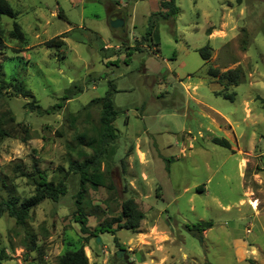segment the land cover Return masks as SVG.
<instances>
[{"label":"rangeland","instance_id":"rangeland-1","mask_svg":"<svg viewBox=\"0 0 264 264\" xmlns=\"http://www.w3.org/2000/svg\"><path fill=\"white\" fill-rule=\"evenodd\" d=\"M9 1L17 16L2 17L0 69L35 100L10 86L0 95V113L15 115L10 136L0 138V201L35 194L38 171L67 193L44 199L25 224L8 212L0 217L3 264H58L61 253L84 241L74 217L80 173L70 167L94 155L88 141L99 140L107 94L117 137L101 141V181L90 180L82 199L87 225L112 222L127 199H138L145 216L137 229L112 223L115 232L98 233L92 246L108 252L101 264H127L119 247L135 264H233L232 239L248 222L264 225V0H176L177 16L156 18L152 39L145 35L160 0ZM116 14L124 15L123 26L111 25ZM14 22L23 40L14 38ZM60 34L63 45L47 44ZM206 45L208 61L198 50ZM209 68L239 69L241 81L224 85ZM245 100L258 113L256 125L243 120ZM218 110L233 112L239 125L231 130ZM253 131L262 139L255 147ZM250 198L259 201L257 210ZM199 221L214 224L206 237L190 229Z\"/></svg>","mask_w":264,"mask_h":264},{"label":"trees","instance_id":"trees-1","mask_svg":"<svg viewBox=\"0 0 264 264\" xmlns=\"http://www.w3.org/2000/svg\"><path fill=\"white\" fill-rule=\"evenodd\" d=\"M179 8L176 5V0H160L159 8L157 11L153 12L148 21V28L146 31V37L152 39V33L155 25L156 18H164L168 19L170 17L175 18L178 14ZM8 16L10 18H16L17 13L13 9L9 0H0V49L4 47V38H3V28L1 25L2 17ZM12 34L14 38L24 39V34L21 31L20 25L14 22ZM65 35L60 34L48 41L49 46H61L64 44L63 38ZM199 52L201 53L203 59L208 61L212 57V48L208 45L199 48ZM208 73L210 76L218 78V80H226L224 85H234L239 84L241 81V71L239 69H230L228 71H221L215 68H209ZM12 88V90L23 97H30L32 100H35V96L25 88L21 81H18L14 78L12 81H8V79L4 76L0 69V95L4 93L6 88ZM217 95H221L226 99L234 100V93L227 92H216ZM102 100V111H101V131L99 140L95 137L89 139V144L94 146V155L92 157L86 158L82 162L72 163L71 170L78 171L80 173V188L77 192L76 203L77 209L74 212L75 221L81 224V232L84 234L85 239L79 246L74 249H69L65 253L61 254L59 257L58 264H89L88 256L85 252V246L91 238L99 237V232H115V229L112 227V223H117L119 228L126 229H137L140 225V221L144 218V213L138 208V205L134 201V199H127L122 203V212L119 217L112 220V222H106L98 225L94 229L90 228L87 225L86 215L82 206V199L84 193L87 190V183L92 181L94 186L100 184L101 175L99 173V169L101 166V146L102 140H106L109 138L117 137L115 127L113 123L116 119L117 112L114 109L113 102L109 96V94L105 95L101 98ZM32 110H38L39 112H43L44 110L40 108L38 103H33L29 101L26 103ZM45 112H50V109H46ZM15 121V115L11 110H5L0 113V138L3 139L5 137L10 136L7 125ZM213 142H216L221 145L230 146V143L225 138L214 137ZM95 143V144H94ZM90 170H93L91 173ZM37 185L39 186L38 191L30 197H25L21 201L17 198H7L2 199L0 201V217L8 212L12 217L16 219L18 224H25L30 217L31 210L39 205L44 199L51 198L54 201H57L61 195H65L67 193V187L64 183L60 182L55 184L53 181H49L43 176L41 171H38ZM29 176V175H28ZM96 178L93 179L92 178ZM213 222L211 221H199L197 224H194L190 229L195 232H202L203 230L212 227ZM117 241V238H115ZM118 243V241H117ZM121 249V247H119ZM0 264L2 262V255L0 254ZM206 264H215L213 262H207Z\"/></svg>","mask_w":264,"mask_h":264},{"label":"crops","instance_id":"crops-1","mask_svg":"<svg viewBox=\"0 0 264 264\" xmlns=\"http://www.w3.org/2000/svg\"><path fill=\"white\" fill-rule=\"evenodd\" d=\"M120 16L124 17L123 14H120ZM210 35L215 36L216 31L211 32ZM194 99H196V98H194ZM198 101L199 100H197V102ZM250 104H251V100H245L244 101L245 116L243 117V120L246 121V119H249L252 124L256 125L259 122V120H258L259 116H258V113L256 112V110L254 108H253L254 110L252 109V106H250ZM216 113L218 114V116H220L223 119V121L225 122L227 127H229L231 130H234L239 125V120L237 117L234 116L233 112L224 113V112H221L220 110H218V111H216ZM213 138L214 137H211V140ZM261 141H262V139L258 138L257 133L255 131H253V133L251 134V138H250V146L255 147L256 143L257 142L261 143ZM190 144L192 145L193 143H190ZM140 147L141 146H139V144H137L136 148H137V151L139 153L140 160L145 161L146 160L145 159V153H143L140 150ZM182 149L183 148H181L180 150H182ZM239 151H242V150L240 149ZM235 154H237V153H235ZM245 163H246V161L244 160V158H242L241 162H240V167L242 168L245 165ZM143 175H144V178H147L145 173H143ZM194 186L198 190H201V191L206 190V184L205 183H196V184H194ZM186 190L189 191V188L186 187L184 189V192ZM244 193H246V190ZM248 195H251V194H248ZM252 199H256V198H252ZM252 199L251 198L249 199V203H250V200H252ZM135 200H136V202L138 201V199H135ZM242 200L243 199H241L240 201H242ZM257 209H255V210H257ZM213 226H214V224L212 225V227ZM212 227L203 230V232H202L203 237H206L208 235V232L212 229ZM229 236H231V235H229ZM95 238H91L90 240H88V242L85 246L86 253L88 256H90L89 257V264H93L94 261L98 262V264H101L103 261V258H102L103 253L102 252H104V251L107 252V250L105 248L99 250V249H96L95 247L92 246V240ZM99 239L100 238H98V241L101 240V239L100 240ZM80 240L82 242V239H78V241H80ZM232 240H233V248H234V258H231V259H233L235 261L233 264H264V225L262 223L254 224L253 222H248L246 224V226H243V234L241 235V237L233 238ZM81 242H80V244H81ZM66 244L70 246L73 243L67 242ZM88 251L90 253H88ZM100 251H101V253H100ZM89 254H91V255H89ZM17 260H18L19 264H22L21 258H18ZM229 264H231V263H229Z\"/></svg>","mask_w":264,"mask_h":264},{"label":"water","instance_id":"water-1","mask_svg":"<svg viewBox=\"0 0 264 264\" xmlns=\"http://www.w3.org/2000/svg\"><path fill=\"white\" fill-rule=\"evenodd\" d=\"M124 18H123V16H118V15H113V16H111V25L113 26V27H120V26H123V24H124ZM100 240V239H99ZM126 253V249H124V248H121V249H118L117 251H116V255L118 256V257H123L124 258V260H125V262L127 263V264H135V263H133L132 261H130V259H129V256L127 255V254H125Z\"/></svg>","mask_w":264,"mask_h":264},{"label":"bare ground","instance_id":"bare-ground-1","mask_svg":"<svg viewBox=\"0 0 264 264\" xmlns=\"http://www.w3.org/2000/svg\"><path fill=\"white\" fill-rule=\"evenodd\" d=\"M251 199H252V198H251ZM250 203L253 205V207H254L255 209L258 208V204H259V201H258V200H256V199H252V200H250Z\"/></svg>","mask_w":264,"mask_h":264},{"label":"flooded vegetation","instance_id":"flooded-vegetation-1","mask_svg":"<svg viewBox=\"0 0 264 264\" xmlns=\"http://www.w3.org/2000/svg\"><path fill=\"white\" fill-rule=\"evenodd\" d=\"M116 15H118V16H119L120 14H116Z\"/></svg>","mask_w":264,"mask_h":264}]
</instances>
